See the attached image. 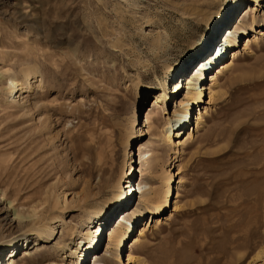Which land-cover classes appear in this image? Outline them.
Masks as SVG:
<instances>
[{
    "label": "rangeland",
    "instance_id": "1",
    "mask_svg": "<svg viewBox=\"0 0 264 264\" xmlns=\"http://www.w3.org/2000/svg\"><path fill=\"white\" fill-rule=\"evenodd\" d=\"M211 5L219 9L216 0H0V78L36 63L44 84L14 107L0 92V233L18 238L0 250V264L11 255L19 264H70L77 243L67 232L82 216L73 202L90 192L89 204L102 205L108 190L99 172L124 153L135 194L111 223L123 214L132 230L119 260L106 261L114 258L105 257L103 239L87 264L94 254L100 264L264 263V7L254 23L240 16L235 26L247 25L234 44L225 33L227 53L210 54L214 42L201 53L211 62L180 143L174 125L184 78L179 94L168 87L161 122L144 127L152 98L142 102L137 85H155L167 60L188 66ZM244 8L234 7L235 20ZM93 133L103 134L101 152ZM163 163L180 175L161 204H141L136 192ZM52 185L66 209L48 200Z\"/></svg>",
    "mask_w": 264,
    "mask_h": 264
},
{
    "label": "bare ground",
    "instance_id": "2",
    "mask_svg": "<svg viewBox=\"0 0 264 264\" xmlns=\"http://www.w3.org/2000/svg\"><path fill=\"white\" fill-rule=\"evenodd\" d=\"M216 2L218 3L219 9H217L216 6L211 5L212 7L210 6L209 8H212L211 10H213V12H208L207 15L202 17L201 19L202 23L207 27V32L205 35L203 34L204 36L202 37V41L199 42V44H196V47L194 46L190 48L191 51L189 52L188 57H186V59H188V66L185 65V63L180 65L177 61L173 63L170 60H167L161 68L160 75L158 74L153 78L152 84L153 82H155V85H144L142 83L140 84V86L137 85L138 93L141 97L142 102L152 98L145 110L147 114L145 116L144 127H147V129L149 130L151 128H154L161 122L159 113L160 111L164 110L165 106V104L163 105L161 102L168 100V87H171L172 90L175 89L173 94H179V83L182 78H187V87H185L184 91H182V94L184 93L185 97L180 103L182 111L180 110L178 112H175L178 117L177 123L174 125V132L176 134L175 139L178 142L177 144L180 143L179 141L181 140L179 139L182 138L181 135L184 133L183 131L191 122V120H189L191 110H193L201 102L203 84L199 90H196V84L193 83L191 78L193 74V78H197L199 75L203 78V70H206L207 66L211 62L210 58L206 60L202 59L204 57L201 56V53H203V51H207V48L210 47L213 42L215 43V47L212 48L211 51H209L210 54L213 52L215 53L217 49V52H220L221 48L226 47V42L231 38L229 36L224 37L226 32H228L227 35L230 34V36H232L231 33H233L232 43L234 44V37L238 33L239 26L243 27V25H247V20L243 19L244 21L242 23L240 22L241 25L235 26L240 16L244 14L245 16L243 18H247L248 21L252 20V22L254 23L256 22V15L259 8L262 7L263 9L264 7V0H216ZM234 7H236V10L237 8L240 9L241 7H245L241 14L237 16L236 20L234 19ZM203 24H196V30L201 31L204 26ZM229 26H231L232 28H226ZM194 39L195 37L190 42L191 44ZM221 43L222 46L218 48ZM232 47L230 46V48H224L222 50V53H227ZM234 57L235 54H233V59ZM196 61H198V64H195L196 67L192 68ZM232 65L233 61L229 62L228 64H224L222 71L230 68ZM180 66L183 67V70L179 74L176 73L177 75H175L174 73L177 72ZM39 70L40 69L35 63L31 67L23 68L18 75L15 73L11 74L9 71L4 73V76L8 77L4 79L0 78V92L3 94L4 98L7 99V102L5 103L6 107H14L19 105L20 101L26 98V96L24 97V95H27L28 97V95L33 94L37 89L43 88L44 84L42 80H38V77L41 75V72ZM201 70L202 72H199ZM169 81H171V85ZM173 94L171 95L172 97ZM133 114L135 118V116L137 115L136 106L134 107ZM134 123L135 120L132 121L131 132L134 131ZM143 132L144 130L141 128L139 133L143 134ZM102 138V133H98V135L93 133L91 136V142L95 146L99 144L96 149L94 148L97 152H101V147L104 146L105 141L104 139L102 140ZM168 141L173 143L171 138H168ZM108 145L114 150V145L112 144L111 139H109ZM181 145L184 146V143H182ZM141 147L142 145H140L139 148V156L143 155V148ZM162 157V155L157 154L153 160L159 163L163 161ZM127 158V154L124 153L123 157L117 160L116 163L109 164L103 171L99 172V179L106 180L107 183L105 189L108 190L107 198H105L102 205L89 204V200L94 197V195L90 192H85L82 198L74 200L73 203H76V207L81 210L82 216L80 220L76 222L72 227H70L67 232L68 237L72 241H75L77 243L75 247L70 248V264H87L88 255L94 251H97L99 247H101L103 239H105V245H108L105 249V257L114 258L113 261H108L107 259L106 261L111 263L120 259L118 249L121 250L122 246L125 245V242L128 240V236L132 230V225L124 216L121 217L123 214L120 216L121 218L118 217L113 224L111 223V221L118 212L126 209L127 205H129L130 203L131 198L135 194L132 192L131 187L133 167L131 165L132 163H130L129 165V160H127ZM163 164L164 165H158L152 169L148 179L140 185L139 191L136 192V194H140L138 196L140 197L141 204L144 205L147 203H160V201L164 199L169 193L171 186L173 185V183H175L176 177L180 175L178 170L177 172H175V167L174 169H169L166 167L165 163ZM53 191L54 190L52 185L48 188L47 195H50L48 200L50 201V198H52L51 203H54L55 207L59 206L60 209H66V195L62 194L61 196L57 197L52 194ZM20 217L21 216L19 215V213H17L16 218L21 219ZM115 225L116 227L113 228ZM102 227H104V230L107 228L109 229L108 242L107 234H104V230H102L101 232ZM13 238H15V232L13 231L8 230L6 232L0 233V250H8L12 247H15L16 244H18V238H16L15 241L12 240ZM10 257L11 258L6 264H19L17 261H15L16 259L13 255H11ZM93 257H95V261H93V264H100L99 260H96L99 258L98 255L94 254L92 258Z\"/></svg>",
    "mask_w": 264,
    "mask_h": 264
}]
</instances>
